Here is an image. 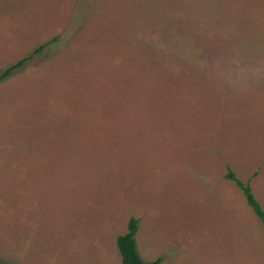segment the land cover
Here are the masks:
<instances>
[{"label":"rangeland","instance_id":"374dc122","mask_svg":"<svg viewBox=\"0 0 264 264\" xmlns=\"http://www.w3.org/2000/svg\"><path fill=\"white\" fill-rule=\"evenodd\" d=\"M52 44L46 45L55 39ZM0 264H264V0H0Z\"/></svg>","mask_w":264,"mask_h":264},{"label":"trees","instance_id":"16d2710c","mask_svg":"<svg viewBox=\"0 0 264 264\" xmlns=\"http://www.w3.org/2000/svg\"><path fill=\"white\" fill-rule=\"evenodd\" d=\"M56 41V38L48 42L46 45L52 44ZM46 45L40 46L30 56L23 58L17 63L6 68L0 74V83L9 78L16 70L22 68L28 61H30L36 54L40 53ZM227 181L233 182L236 187L243 194L248 206L252 209L255 216L259 219L264 230V209L253 194L251 185L249 182H243L240 180L234 171L230 168L227 169L225 174ZM140 228V219L131 217L127 226V232L118 236L116 245L122 260V264H161L162 259L158 258L151 262H146L142 259L139 251L136 236Z\"/></svg>","mask_w":264,"mask_h":264}]
</instances>
